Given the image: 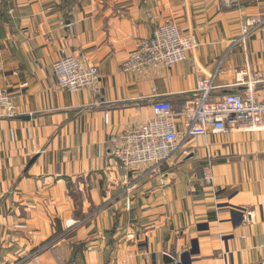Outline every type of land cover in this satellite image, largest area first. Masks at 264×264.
<instances>
[{
	"label": "crops",
	"instance_id": "obj_1",
	"mask_svg": "<svg viewBox=\"0 0 264 264\" xmlns=\"http://www.w3.org/2000/svg\"><path fill=\"white\" fill-rule=\"evenodd\" d=\"M229 1L0 0V81L17 114L0 116V264H264V131L193 138L192 158L155 170L111 154L155 103L180 122L199 77L213 76L212 100L251 88L264 101V29L233 45L264 0ZM166 22L197 49L123 73ZM66 56L97 68V89L57 86L52 65Z\"/></svg>",
	"mask_w": 264,
	"mask_h": 264
},
{
	"label": "built area",
	"instance_id": "obj_2",
	"mask_svg": "<svg viewBox=\"0 0 264 264\" xmlns=\"http://www.w3.org/2000/svg\"><path fill=\"white\" fill-rule=\"evenodd\" d=\"M243 1L229 2L238 8ZM261 29H264V14L249 17L240 24V33L233 45L244 44L252 33ZM197 47V39L192 33H182L176 24L166 22L155 27L151 37L141 41L127 55L121 70L126 74L142 75L151 69L171 68L185 61ZM52 72L57 86L72 93L95 90L100 83L97 68L72 56L55 61ZM212 81L213 76L197 78V96L181 115L180 122L168 103L153 104L151 119L124 130L112 142L113 158L124 168L146 166L155 170L177 154L189 156L191 152L185 145L193 138L232 130L264 131V101H258L251 88L242 95L228 94L212 100ZM16 115L13 99L0 81V116L14 118ZM211 179L209 168H203L202 180L210 182ZM73 224H68V228Z\"/></svg>",
	"mask_w": 264,
	"mask_h": 264
},
{
	"label": "water",
	"instance_id": "obj_3",
	"mask_svg": "<svg viewBox=\"0 0 264 264\" xmlns=\"http://www.w3.org/2000/svg\"><path fill=\"white\" fill-rule=\"evenodd\" d=\"M193 157V154H191L188 158H192ZM162 263L163 264H172L173 261L172 259L169 257V255L167 254H163L162 255Z\"/></svg>",
	"mask_w": 264,
	"mask_h": 264
},
{
	"label": "rangeland",
	"instance_id": "obj_4",
	"mask_svg": "<svg viewBox=\"0 0 264 264\" xmlns=\"http://www.w3.org/2000/svg\"><path fill=\"white\" fill-rule=\"evenodd\" d=\"M75 195V194H74Z\"/></svg>",
	"mask_w": 264,
	"mask_h": 264
}]
</instances>
